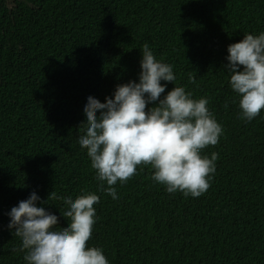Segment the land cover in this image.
Listing matches in <instances>:
<instances>
[{
    "label": "trees",
    "instance_id": "16d2710c",
    "mask_svg": "<svg viewBox=\"0 0 264 264\" xmlns=\"http://www.w3.org/2000/svg\"><path fill=\"white\" fill-rule=\"evenodd\" d=\"M261 31L264 0H0V264H24L6 213L33 190L56 227L68 220L57 197L96 193L86 243L109 264H264V109L239 118L223 69L227 45ZM144 44L222 126L202 150L216 170L197 197L138 165L113 200L77 142L86 95L103 101L138 79Z\"/></svg>",
    "mask_w": 264,
    "mask_h": 264
},
{
    "label": "clouds",
    "instance_id": "9594fccd",
    "mask_svg": "<svg viewBox=\"0 0 264 264\" xmlns=\"http://www.w3.org/2000/svg\"><path fill=\"white\" fill-rule=\"evenodd\" d=\"M140 50L138 79L116 84L103 101L86 95L77 142L86 149L100 182L98 191L113 200L118 199L117 182L125 183L138 165L150 166L152 180L166 192L197 197L208 189L216 170L217 153L209 157L202 150L218 143L222 126L206 97L195 98L174 83L171 64L157 60L147 44ZM225 59L239 118L251 121L264 109V31L243 33L241 40L227 45ZM167 82L174 87L165 92ZM57 198L65 205L59 216L68 218L62 227H56L57 214L46 209L47 199L35 190L7 211V228L20 238L24 264H109L102 248L86 243L99 196L82 190L75 198Z\"/></svg>",
    "mask_w": 264,
    "mask_h": 264
}]
</instances>
